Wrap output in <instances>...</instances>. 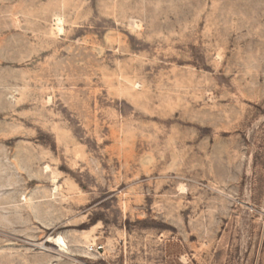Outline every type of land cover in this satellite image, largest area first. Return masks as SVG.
Wrapping results in <instances>:
<instances>
[{"label": "rangeland", "instance_id": "rangeland-1", "mask_svg": "<svg viewBox=\"0 0 264 264\" xmlns=\"http://www.w3.org/2000/svg\"><path fill=\"white\" fill-rule=\"evenodd\" d=\"M0 264H264V0H0Z\"/></svg>", "mask_w": 264, "mask_h": 264}, {"label": "bare ground", "instance_id": "bare-ground-1", "mask_svg": "<svg viewBox=\"0 0 264 264\" xmlns=\"http://www.w3.org/2000/svg\"><path fill=\"white\" fill-rule=\"evenodd\" d=\"M57 20H58L57 27L59 28V30H63L62 25H61L62 19L58 18ZM46 242L54 245L57 248V251L67 252L69 249L66 239L61 235L55 236V237L50 236L49 238L46 239Z\"/></svg>", "mask_w": 264, "mask_h": 264}]
</instances>
